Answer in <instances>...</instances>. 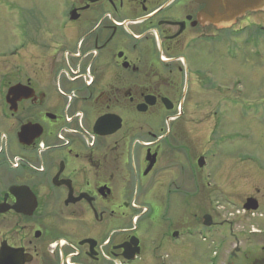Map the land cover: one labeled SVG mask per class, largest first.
<instances>
[{
	"label": "flooded vegetation",
	"instance_id": "1",
	"mask_svg": "<svg viewBox=\"0 0 264 264\" xmlns=\"http://www.w3.org/2000/svg\"><path fill=\"white\" fill-rule=\"evenodd\" d=\"M207 45L222 53L259 52L264 10L215 22L207 17V0H0V264H165L157 251L170 242L182 247L185 231L167 235L156 227L158 233L148 238L153 227L130 226L137 213L126 182L132 170L136 181L148 179L162 146L171 151L178 180L180 168L185 171L181 163L194 177L200 159L207 168L218 159L216 150L196 157L189 132L181 139L176 128L173 135L148 130V117L170 127L184 114V94L169 99L163 89L190 83L207 88ZM158 110L165 115H154ZM108 115L119 118L120 128L100 134L115 127L105 119L96 128ZM27 125L21 144L18 135ZM135 149L136 169L130 163ZM153 155L155 164L144 175ZM209 169L207 187L218 189ZM234 188L215 193L230 197L238 194ZM254 195L246 200L257 202L258 213L263 204L256 197L264 196L260 188ZM215 226L200 227L211 242L222 244L206 264H221L228 242L214 239L218 229L222 233ZM99 234L105 235L100 242ZM240 235L264 245V227ZM132 238L139 254L128 261ZM145 238L154 246L146 247ZM243 241L232 237L235 247L226 264H235ZM185 249L171 251L184 258L192 251ZM253 252L251 264H264V254Z\"/></svg>",
	"mask_w": 264,
	"mask_h": 264
},
{
	"label": "rangeland",
	"instance_id": "2",
	"mask_svg": "<svg viewBox=\"0 0 264 264\" xmlns=\"http://www.w3.org/2000/svg\"><path fill=\"white\" fill-rule=\"evenodd\" d=\"M212 49L207 45L208 51L203 55L205 60L202 62V65L207 64V88L190 83L186 89L183 84L172 92L163 89L169 99L175 93L181 97L184 94V114L176 124L170 123V127L160 124L162 118L148 117V130L155 133L153 127H156L173 135L176 128L181 139L183 134L186 136L189 132L192 140L188 146L196 157L203 152H207L208 157L216 150L218 159L209 161L208 168L207 160L201 170L195 166L194 177L188 176L187 164L181 163L185 171L180 168L178 180L174 179L176 172L171 151L161 145L163 151L154 173L146 180L136 181L135 171L132 170L130 180L126 182L137 213L130 226L139 230L153 227V233L148 232V238L158 233L156 227L164 232L167 230V235L173 231L176 234L185 231L188 235L187 239H182V247L177 248L170 242L157 251L156 254L165 264L213 263L212 253L220 252L222 244L211 242L212 235L200 228L205 227L203 217L206 215L211 218V225L216 223L215 227H222V233L218 229L214 239H228L223 246L221 264H226L229 254L234 251L232 237L244 240L239 244L241 250L235 264H251L254 250L258 251L259 256L264 254L261 240L254 245L245 241L246 236L240 235V231L264 227V198L256 197L263 204L262 211L246 212L243 209L248 200L246 198L253 196L255 189L260 188L264 196V48L254 54L246 50L232 54ZM164 111H155L154 115H165ZM8 145L12 146L14 154L20 152L14 141L8 142ZM193 153L191 155L194 157ZM139 154V149H135L130 160L134 169L138 168ZM238 168H241L240 172ZM207 169L213 173L212 187L219 183L218 189L207 187ZM178 181L180 193L177 195ZM232 185L238 194L225 197L215 193L218 190L227 191ZM104 236L99 234L97 240L102 241ZM148 238H145L146 247L154 246V242ZM176 244L180 246V243ZM183 246L192 251H187V257L175 258L171 250L183 249L186 252ZM141 262L137 260L129 264Z\"/></svg>",
	"mask_w": 264,
	"mask_h": 264
},
{
	"label": "water",
	"instance_id": "3",
	"mask_svg": "<svg viewBox=\"0 0 264 264\" xmlns=\"http://www.w3.org/2000/svg\"><path fill=\"white\" fill-rule=\"evenodd\" d=\"M91 2H94L95 0H90ZM264 10V0H207V17L215 22H219L225 18H233L235 16H239L244 14L247 11H261ZM13 92V89L10 90L9 95H11ZM147 104L152 105L153 103L150 102V98H147ZM163 104H165L166 109L169 110L170 107L168 106L169 101L165 98L162 99ZM142 112L144 109H140ZM105 119L113 120L115 123V127H113L112 130L106 132V133H100L105 135H110L116 132L120 128V120L116 116L108 115L96 123V128L100 126V124L105 121ZM28 132V125L23 127L21 129V132L19 133V141L21 144H26L25 138L26 134ZM149 161V165L147 169L144 172V175H147L152 167L155 164V156L153 155L150 158H147ZM199 168H202L204 166L203 159H200L198 162ZM258 205L257 202L253 199H248L246 203L243 206V209L246 212H254L257 210ZM203 226L209 227L211 226V218L209 216L203 217ZM175 236V234H174ZM128 249L131 248L130 253L131 256L127 257L128 260H134L135 257L139 254V248H138V240L135 238H132L130 242L127 245Z\"/></svg>",
	"mask_w": 264,
	"mask_h": 264
}]
</instances>
